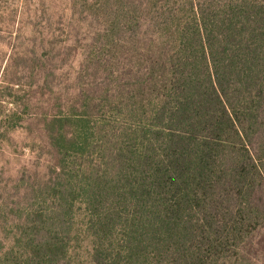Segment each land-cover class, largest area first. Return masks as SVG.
<instances>
[{
  "label": "trees",
  "instance_id": "16d2710c",
  "mask_svg": "<svg viewBox=\"0 0 264 264\" xmlns=\"http://www.w3.org/2000/svg\"><path fill=\"white\" fill-rule=\"evenodd\" d=\"M73 9L95 22L74 89L56 92L55 48L36 47L23 69L50 112L0 115V139L29 122L49 158L7 213L0 264H249L264 232V0Z\"/></svg>",
  "mask_w": 264,
  "mask_h": 264
},
{
  "label": "rangeland",
  "instance_id": "374dc122",
  "mask_svg": "<svg viewBox=\"0 0 264 264\" xmlns=\"http://www.w3.org/2000/svg\"><path fill=\"white\" fill-rule=\"evenodd\" d=\"M85 1L0 0V115L50 112L49 96L37 89V84H43V77L31 68L23 69V58L31 56L36 47L37 50L43 46L55 48L56 92L66 96L74 89L73 80L85 48L84 38L95 27V22L84 21L83 17L79 21L80 9H73V4ZM3 134L5 137L0 139V242L10 244L15 221L7 213L19 202L27 204L29 186L37 179L46 178L49 158L44 137L33 124L26 122L23 129H6ZM260 234L249 264H264V232ZM80 264H90L87 252L83 253Z\"/></svg>",
  "mask_w": 264,
  "mask_h": 264
}]
</instances>
